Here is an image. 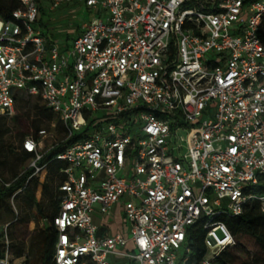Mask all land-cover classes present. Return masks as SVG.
Masks as SVG:
<instances>
[{
    "label": "built area",
    "instance_id": "1",
    "mask_svg": "<svg viewBox=\"0 0 264 264\" xmlns=\"http://www.w3.org/2000/svg\"><path fill=\"white\" fill-rule=\"evenodd\" d=\"M19 4L0 18V116H13L18 94L39 96L78 136L56 156L66 181L52 264H215L234 245L216 219L250 201L264 213V0ZM62 5L89 19L65 44L48 43L31 25L39 8ZM40 144H22L34 176ZM115 205L128 236H99L93 217ZM200 221L196 261L185 241ZM0 264L26 263L6 246Z\"/></svg>",
    "mask_w": 264,
    "mask_h": 264
},
{
    "label": "trees",
    "instance_id": "2",
    "mask_svg": "<svg viewBox=\"0 0 264 264\" xmlns=\"http://www.w3.org/2000/svg\"><path fill=\"white\" fill-rule=\"evenodd\" d=\"M19 0H0V18L8 20L11 13L19 8ZM43 13V8H39V15ZM38 24H41L38 19ZM47 42H53L46 34ZM69 39V38H68ZM259 39L264 45V22L260 27ZM39 101L41 104H31V99ZM19 104L16 114L10 118L16 129L18 138V148L15 150L20 157L18 165L34 158L33 154L26 153L22 149V144L27 138H32L37 144L41 142L40 131L46 132L44 127L52 124L54 114L45 106L39 96H29L20 93L16 96L15 105ZM7 116H0V123L6 120ZM58 127L63 134V140L50 146L47 150L39 151L41 158L36 163L37 167L46 171L43 180H38L34 174V168H25L20 173L12 175L11 182H3L0 179V211L9 213L8 201L13 194L19 191V195L30 205L34 206L37 214L43 220V227H35L32 232L27 233L29 218L21 219L16 216L12 223L8 225V242L0 244V257L8 247L14 258L24 257L26 264H52L54 253V243L56 231L52 225V219L56 216L59 203L63 194L58 187L66 181L63 173L66 165L56 160V156L71 145L78 136L68 137V130L57 120ZM3 132L0 131V139H3ZM5 146L0 144V152ZM2 149V150H1ZM13 153L11 150H9ZM5 160V159H3ZM4 161L0 162V166ZM13 170V169H12ZM14 171V170H13ZM12 171V172H13ZM15 172V171H14ZM41 190L40 201L36 200V190ZM223 223L234 239L232 247L225 248L215 259V264H264V213L260 211L258 201H250L243 206L239 216H220L216 219ZM205 222L200 221L190 227L186 235V245L190 248L193 258L200 261L205 254ZM245 240L252 242L254 251L249 252L245 248Z\"/></svg>",
    "mask_w": 264,
    "mask_h": 264
},
{
    "label": "rangeland",
    "instance_id": "3",
    "mask_svg": "<svg viewBox=\"0 0 264 264\" xmlns=\"http://www.w3.org/2000/svg\"><path fill=\"white\" fill-rule=\"evenodd\" d=\"M41 24L34 23L31 25L33 30H40L43 34H47L50 40L57 42L60 45L65 44L72 37H76L79 33L80 26L89 19V15L86 14V10L79 5H62L59 8L48 11L43 8V13L39 15ZM69 38V39H68ZM34 97V96H32ZM31 104H41L34 98L31 99ZM19 108V104L15 105V110L13 116L16 114V110ZM12 116H7L3 123H0V131L3 132V139H0V144H3L6 148L1 149L0 152V162L4 163L0 166V179L3 182H11L12 175L14 173H20L25 168L30 167L32 160L26 161L18 165L20 157L16 154V149L18 148V138L16 136V129L14 123L10 120ZM54 125V127H52ZM46 130V135L41 138L40 150L44 151L50 148V146L59 143L63 140L62 131L57 124V118H54L52 124L46 125L44 127ZM178 135L181 138L186 136L185 132H179ZM11 150L13 153H11ZM5 159V160H3ZM15 171H13V170ZM13 171V172H12ZM46 176V171L43 173L36 174L35 177L38 180H43ZM259 187L264 188V184L259 183ZM41 190L38 188L36 190V200L40 201ZM257 196H262L258 193ZM8 207L10 209L9 213L4 210L0 211V244L8 242L9 229L8 225L13 222L14 218L18 216L21 219L29 218L31 223L28 225L27 233L32 232V230L37 227L38 229L43 227V220L37 214L34 206L30 205L21 195L19 191L15 192L13 196L8 201ZM245 248L249 252L254 251L252 242L245 240ZM183 253V251H182ZM209 250L205 255V258H209Z\"/></svg>",
    "mask_w": 264,
    "mask_h": 264
},
{
    "label": "crops",
    "instance_id": "4",
    "mask_svg": "<svg viewBox=\"0 0 264 264\" xmlns=\"http://www.w3.org/2000/svg\"><path fill=\"white\" fill-rule=\"evenodd\" d=\"M93 223L99 229V236H112L115 234H120L123 237L128 236V228L124 224L119 205L112 208V217L94 216Z\"/></svg>",
    "mask_w": 264,
    "mask_h": 264
}]
</instances>
